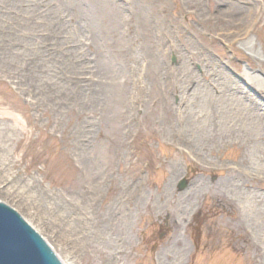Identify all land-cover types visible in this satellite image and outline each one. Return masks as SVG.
I'll list each match as a JSON object with an SVG mask.
<instances>
[{"label": "rangeland", "instance_id": "rangeland-1", "mask_svg": "<svg viewBox=\"0 0 264 264\" xmlns=\"http://www.w3.org/2000/svg\"><path fill=\"white\" fill-rule=\"evenodd\" d=\"M36 1L17 14L26 60L40 38L53 49L58 14L81 95L56 109L0 68V200L64 264H264L245 204L219 197L239 172L264 204V173L244 169L246 143L227 129L246 110L264 119V0ZM219 95L237 110L223 116ZM65 203L91 221L86 241L69 239Z\"/></svg>", "mask_w": 264, "mask_h": 264}, {"label": "bare ground", "instance_id": "bare-ground-1", "mask_svg": "<svg viewBox=\"0 0 264 264\" xmlns=\"http://www.w3.org/2000/svg\"><path fill=\"white\" fill-rule=\"evenodd\" d=\"M25 3L27 4L23 6ZM37 5L38 1L36 0H0V68L9 74L22 77L20 81L22 82L23 79L25 82L22 85H27L28 91L31 89V93L41 99L42 102L54 103L56 109H62L65 105L67 106V103L78 101L80 98L81 93L76 90L78 80H74L72 77V74L80 70V67L75 65V56L72 51L63 52L58 47L60 40L65 38L64 34L67 30L65 25L60 24L61 17L58 14L55 15L58 26L52 33V37L48 40L45 39V41L52 43L49 46H52L53 49L51 51L48 47L44 49L42 44L44 39L40 38L38 58L26 60L31 55L28 46L33 37L29 40L24 34L30 25L27 27L28 19L22 17L21 14H31ZM19 13H21L20 16H17ZM22 34L24 35L21 36ZM197 90V86L196 89H192V96L196 94V98L197 94L202 93V91H198V93ZM236 100L235 98L218 96L217 107L219 106L223 116L237 110L239 102ZM238 117L239 119L237 117L234 119L237 121L232 125L233 127H227V129L230 132H236L246 143L245 159L242 161L244 169H257L260 173H264V161L262 162L264 159V127L261 125V123L264 125V119L260 116L251 115L247 110L245 114L239 112ZM184 130L186 134L194 131L189 120L184 126ZM87 133H90V130L85 129V137L88 136ZM242 182L241 173L236 172L231 175L222 183L219 197L221 202L228 205L245 204L249 228L253 234L264 241V204H260L255 196L251 200L249 198L246 200L248 194L243 190ZM204 184V182L201 184L202 188H204ZM65 204L67 209H70L68 216H73L71 229L74 230L73 236L75 238L69 239L86 241L89 236V231L86 228L91 221L87 220L86 217L79 216L82 214L81 209H74L70 203ZM87 209L89 210V207ZM98 240L103 241L104 236L99 235Z\"/></svg>", "mask_w": 264, "mask_h": 264}, {"label": "water", "instance_id": "water-1", "mask_svg": "<svg viewBox=\"0 0 264 264\" xmlns=\"http://www.w3.org/2000/svg\"><path fill=\"white\" fill-rule=\"evenodd\" d=\"M186 180L179 182L184 189ZM3 201V202H2ZM12 205L0 201V264H63L49 246Z\"/></svg>", "mask_w": 264, "mask_h": 264}]
</instances>
